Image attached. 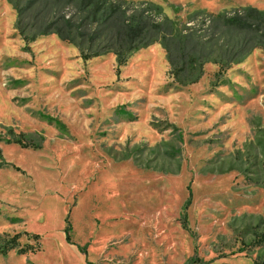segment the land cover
<instances>
[{
	"label": "rangeland",
	"instance_id": "rangeland-1",
	"mask_svg": "<svg viewBox=\"0 0 264 264\" xmlns=\"http://www.w3.org/2000/svg\"><path fill=\"white\" fill-rule=\"evenodd\" d=\"M108 1L154 30L118 74L108 37L26 45L13 3L28 35L41 8L0 0V237L40 248L0 264H264V0Z\"/></svg>",
	"mask_w": 264,
	"mask_h": 264
},
{
	"label": "trees",
	"instance_id": "trees-1",
	"mask_svg": "<svg viewBox=\"0 0 264 264\" xmlns=\"http://www.w3.org/2000/svg\"><path fill=\"white\" fill-rule=\"evenodd\" d=\"M62 1L64 0H29V5H33L31 8L37 6L41 8L42 11L41 15L36 14L33 17L35 24L39 23L38 25L40 27L35 33L29 35L24 25L25 17H27L25 11L28 9L22 8L17 2L13 3L18 15L17 29L26 45H29V43L40 36L55 34L61 40L78 46L82 58L84 61H87L105 53V51H102L98 47L93 51V46H91V44L99 40L101 38L100 35L106 36L110 39V43H113V46L118 49L114 51L117 56L118 74L121 66L127 64V59L133 51L140 49V47L147 45L153 40L150 35L154 30L142 15L137 16L136 14H132L126 18V12L122 11L121 6L110 4L108 0H70L78 7V13L81 15V22H79L80 19H76L73 16L66 17L57 15L56 17L50 18L48 11L50 9L53 11L52 7L54 6L59 7ZM250 11L258 14V17H255L256 21L264 23V10L260 11L254 8L250 9ZM228 23L229 29L239 34L244 33V31H247V28L250 27L247 24V20L243 21V19L229 18ZM94 25H96V27ZM90 34L91 38L89 37ZM85 43L89 45L85 46ZM87 50L92 52L88 54ZM187 58L188 56L184 57V54H181L180 61L178 62L172 60L170 57L174 74L176 73V78L181 81V75L198 72V76L188 82L196 83L202 73V69L196 66L195 61L187 60ZM15 138L16 137H14L11 142L21 143L25 147L29 146L23 143L22 136L19 140ZM20 237V234L0 237V253L7 256L11 251L16 250L19 255H26L28 253H36L40 250L39 246L33 244L22 246ZM32 238L38 241L40 236L33 235ZM66 239L69 242L71 241L70 228L66 230ZM250 247H252V250L258 247H264V234L256 238ZM211 263L212 261L196 258L187 264ZM257 263L256 261V264Z\"/></svg>",
	"mask_w": 264,
	"mask_h": 264
}]
</instances>
